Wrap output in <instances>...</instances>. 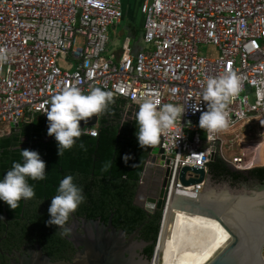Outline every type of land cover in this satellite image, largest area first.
<instances>
[{
  "label": "built area",
  "instance_id": "2783aa9c",
  "mask_svg": "<svg viewBox=\"0 0 264 264\" xmlns=\"http://www.w3.org/2000/svg\"><path fill=\"white\" fill-rule=\"evenodd\" d=\"M141 12L143 50L116 61L106 53L110 28L124 18L122 0H0V53L8 56L0 64V137L4 124L47 118L53 97L67 87L111 91L133 113L145 94L159 93L162 104L185 109L161 138L157 156V167L169 170L164 208L174 190L189 197L205 191V183L184 186L180 174L185 167L209 174L213 148L237 171L264 168V100L258 96L264 88V0H144ZM205 48L214 56L204 55ZM60 57L69 67L59 66ZM233 71L243 91L228 102L230 126L202 133L207 80ZM98 127H86L88 135L97 137ZM151 264H161L156 254Z\"/></svg>",
  "mask_w": 264,
  "mask_h": 264
},
{
  "label": "trees",
  "instance_id": "16d2710c",
  "mask_svg": "<svg viewBox=\"0 0 264 264\" xmlns=\"http://www.w3.org/2000/svg\"><path fill=\"white\" fill-rule=\"evenodd\" d=\"M127 105V101L115 97V104L101 115L98 136L84 135L61 157L58 155L59 145L55 136L48 135L49 120L41 115H35L22 128L11 129L10 133L0 137V180L15 162H23L22 150L38 151L47 164L46 180L28 181L35 188L33 199L26 202L21 200L15 209L6 203L4 207L0 200V212H6L10 218L9 238L24 240L35 232L43 244L46 237L57 234V226L48 225L51 200L58 194L60 182L67 175H72L86 197L85 203L74 214L90 220L101 219L105 223L113 216V225L128 235L148 221L142 229L140 240L152 243L145 249V255L153 259L163 210L147 214L136 207L134 201L154 147L140 146L136 122L138 111L129 112L128 118L124 119ZM126 155L131 159L125 162ZM109 162L111 168L104 171V166ZM208 170L215 181H228L233 187L264 183V168L237 171L220 156L209 163ZM0 231L4 235V228H0Z\"/></svg>",
  "mask_w": 264,
  "mask_h": 264
},
{
  "label": "water",
  "instance_id": "95a60500",
  "mask_svg": "<svg viewBox=\"0 0 264 264\" xmlns=\"http://www.w3.org/2000/svg\"><path fill=\"white\" fill-rule=\"evenodd\" d=\"M114 97L117 96L114 94ZM101 115L91 117L87 124L81 121V128L97 126ZM22 127L23 123L11 125L12 129ZM194 134V132L189 133L190 140L193 139ZM161 145L162 139L148 158L141 186L137 190L134 201L135 206L147 214L155 213L152 207L157 202V209L163 210L161 231L155 254L157 255L161 243L167 212L181 211L220 223L231 237V240L206 264H264V183L256 182L252 187L236 192L226 189V192L223 190V193L218 195L214 190L210 192L205 188V191L199 193L197 197L179 195L174 190L169 206L164 208L165 191L158 200L155 197L147 196L148 193L142 185L144 181L148 180L151 174L150 169L158 168L156 165L158 163L157 156L163 153L160 149ZM212 150L211 160L214 161L217 154L215 148ZM164 172L168 176L169 170ZM188 172H193L198 177L187 180ZM209 181L205 168L185 167L180 174V182L184 186L205 183L207 187ZM72 216L74 217V215ZM112 218L113 216L108 223L101 219L85 220L84 234L80 235L74 232L71 239L78 249L71 261H53L38 246L36 250L22 256L17 264H151L153 259L150 260L143 254L152 243L140 240L142 229L149 222H145L128 235L126 231L119 230L113 225ZM157 258L158 261L161 260L160 257L157 256Z\"/></svg>",
  "mask_w": 264,
  "mask_h": 264
},
{
  "label": "clouds",
  "instance_id": "9594fccd",
  "mask_svg": "<svg viewBox=\"0 0 264 264\" xmlns=\"http://www.w3.org/2000/svg\"><path fill=\"white\" fill-rule=\"evenodd\" d=\"M7 60L8 56L0 53V64ZM242 91L241 77L235 71L208 78L206 89L202 93L208 110L202 113L199 127L212 134L227 130L230 126L228 102L231 98L238 97ZM158 96L159 93L145 94L136 113L139 126L137 136L142 148L159 145L167 130L185 113L182 106L162 104ZM258 96L264 100V88L258 90ZM112 104H115L114 94L99 87L93 88L87 94L78 87H67L55 95L46 114L49 120L48 135L55 136L59 145L58 155L63 156L65 150H71L78 139L88 134V128H81V121L87 124L91 117L106 113ZM81 147L84 145L81 144ZM21 155L23 162H15L12 169L0 180V200L12 209L17 208L21 200L35 197V188L29 184V179H47V164L38 151L22 150ZM129 159L130 156L124 157L125 162ZM110 168L111 162L104 166V171ZM85 201L83 188L74 182L72 175H67L60 182L58 194L51 200V218L48 225L63 228Z\"/></svg>",
  "mask_w": 264,
  "mask_h": 264
},
{
  "label": "bare ground",
  "instance_id": "6f19581e",
  "mask_svg": "<svg viewBox=\"0 0 264 264\" xmlns=\"http://www.w3.org/2000/svg\"><path fill=\"white\" fill-rule=\"evenodd\" d=\"M230 240L220 223L168 211L157 256L161 264H206Z\"/></svg>",
  "mask_w": 264,
  "mask_h": 264
},
{
  "label": "flooded vegetation",
  "instance_id": "af4514ba",
  "mask_svg": "<svg viewBox=\"0 0 264 264\" xmlns=\"http://www.w3.org/2000/svg\"><path fill=\"white\" fill-rule=\"evenodd\" d=\"M150 173L148 180L144 181L142 184L144 185L143 189L148 193L147 196L155 197L159 200L161 194L166 189L168 176L166 172L159 168L150 169ZM140 186L141 183L139 187ZM3 204L5 207L4 201ZM157 205L158 202L153 204L152 207L155 213L160 211L157 209ZM72 215H74V217ZM72 215L69 222L63 226V228L57 226V234L52 232V234L49 233L51 235L46 237L42 244L41 240L35 235V232H32V234L24 240L9 238L10 218L6 212H4V214L0 212V228H4V233L2 232L4 235H1L0 231V264H17L22 256L28 255L30 251L36 250L38 246L41 247L43 253L48 255L53 261H71L78 252V249L71 242L73 234L75 232L83 235L85 220H90L84 216H76L74 213ZM65 230H67V234H65ZM52 252L54 254H52ZM143 255H145V252ZM145 257L147 256L145 255Z\"/></svg>",
  "mask_w": 264,
  "mask_h": 264
},
{
  "label": "crops",
  "instance_id": "0c3cea01",
  "mask_svg": "<svg viewBox=\"0 0 264 264\" xmlns=\"http://www.w3.org/2000/svg\"><path fill=\"white\" fill-rule=\"evenodd\" d=\"M123 2V9H124V18L120 24L113 26L110 28L109 35H110V43L108 45L106 56L108 58L115 57L116 61L122 60L127 55H136L138 52L142 51L144 48L143 43V36L145 33V17L141 12V6L144 0H122ZM129 21V24L126 26L125 33L122 32L121 35H126L123 42L124 45L122 48L117 49L113 48V36L117 35L119 27L125 22ZM122 42V43H123ZM129 42V48H125V45ZM67 62V61H66ZM67 67L68 64H67ZM128 111V105L125 109V113L123 118L127 119L126 113Z\"/></svg>",
  "mask_w": 264,
  "mask_h": 264
},
{
  "label": "rangeland",
  "instance_id": "374dc122",
  "mask_svg": "<svg viewBox=\"0 0 264 264\" xmlns=\"http://www.w3.org/2000/svg\"><path fill=\"white\" fill-rule=\"evenodd\" d=\"M129 24V21H125L118 29V33L117 35L113 36V39H114V42H113V48L115 47L117 49L118 48H122L123 45H124V38L125 36L128 35V33H126V35H121L122 32L125 33V30H126V26ZM123 42V43H122ZM83 43V39L80 38L78 40V45L81 46ZM203 53L204 55L208 56V57H213L214 54H213V49H210V48H205L203 49ZM59 66L63 69H65L67 67V62L66 60L63 58V57H60L59 59ZM1 129L4 130V132L7 134V133H10L11 132V126L10 125H7V124H4L1 126ZM203 129H202V133H203ZM204 136V135H203ZM209 145L205 142L204 143V148H208ZM209 176V184L207 185L206 187V190L207 191H212L214 190L216 195L218 194H221L223 193V190L226 191V189H230L231 192H236V191H240V190H243L244 188H250L252 187L254 184H247V185H243L241 187H233L231 186V184L228 182V181H222V182H217L215 181L211 174L209 173L208 174Z\"/></svg>",
  "mask_w": 264,
  "mask_h": 264
}]
</instances>
